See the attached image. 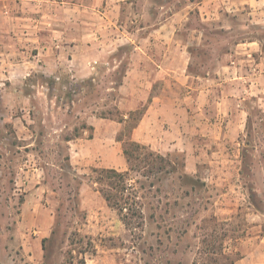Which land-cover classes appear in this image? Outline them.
<instances>
[{
	"label": "rangeland",
	"instance_id": "1",
	"mask_svg": "<svg viewBox=\"0 0 264 264\" xmlns=\"http://www.w3.org/2000/svg\"><path fill=\"white\" fill-rule=\"evenodd\" d=\"M122 4L119 20L129 26L93 34L106 52L99 45L54 51L98 60L88 75L35 71L9 80L11 92L0 90V264H264V21L246 9L208 19L205 0ZM5 16L0 3V28L21 20ZM166 20L167 42L159 43L153 29ZM247 37L260 43L237 46ZM145 53L170 56L182 74H136L142 84L132 105L142 104L129 112L118 86H135L139 79L123 75L130 58ZM145 68L155 75L157 65ZM149 80H156L150 94ZM213 84L211 100L203 89ZM161 91L178 104L167 103L165 131L154 135L171 144L148 147L174 159L177 172L133 173L144 216L133 230L99 192L94 169H127L124 142Z\"/></svg>",
	"mask_w": 264,
	"mask_h": 264
},
{
	"label": "crops",
	"instance_id": "2",
	"mask_svg": "<svg viewBox=\"0 0 264 264\" xmlns=\"http://www.w3.org/2000/svg\"><path fill=\"white\" fill-rule=\"evenodd\" d=\"M123 2L125 0H0L1 11L6 15V19L10 15L21 18L15 27L5 26L0 28L1 42H3V44H0V48H2L0 51V77L5 79V81L0 83L5 87H0V90L7 94L11 90L9 89V80L24 79L31 76L35 71H41L46 77H52L51 75L55 77L57 71L62 69L70 72L73 78L88 75L90 69L97 67L98 60L79 61L76 57H56L53 55L54 51L56 48L66 50L65 48L67 47H77L81 52H87L86 48L99 45L103 52H106L108 49L107 43L103 44V40L98 38L95 40L93 34L94 32L107 30L122 31V29L124 30L129 26L127 21L119 20V16L123 13ZM205 2L207 4L205 15L208 19H215L216 16L222 14L221 10L224 12L229 11L233 16H238L245 12L244 9H246L249 18H251L250 16L259 17L261 18L259 21H264V0H205ZM137 15V12L132 15L131 22L133 24L137 22ZM168 23L169 21L166 20L153 29V32L159 34V41L157 42H167L163 38L169 29ZM138 26L140 29H144L147 25ZM138 26H133V28L136 29ZM75 29L85 32L82 35L83 38L80 36L71 38L69 32ZM88 32H92V34ZM74 39L77 41L72 42ZM113 39L110 41L113 42ZM115 40L117 39L115 38ZM144 40L146 41L147 39ZM133 41L135 49H142L145 45V41ZM255 43L259 44V39L247 37L236 44L240 46ZM170 58V56L164 55L154 59L146 53L143 57L141 56V60H137L134 57L130 58L129 64L131 68L127 69L123 78H133L132 81L134 79L138 80L139 77L145 79L156 77L155 79H159L167 75L179 78L182 74V70L180 71L179 69H182V67L178 69V64L169 65L168 61ZM148 61L156 63L155 75L145 68V64ZM136 74L139 77L135 76ZM140 80L141 78L137 83L133 84L135 86H129L127 83L119 84V91L127 95L124 98L126 109L123 108V110L130 112L142 104L139 101V104L132 105L135 100V94L139 93L140 90L136 85L142 84ZM155 81L149 80L150 84L147 85L148 90L146 91L148 94H150ZM217 89L215 84H213V87H204L203 91L209 94L211 99V92ZM163 91L153 96L139 122L131 131L133 140L149 147L159 148L163 142L171 144L168 137H162L164 140L160 142L155 139L154 135L158 130L160 133L165 131L163 112L166 110L167 103L171 101L173 108H176L178 104L177 97H171L167 92L164 93ZM215 100L219 103V100L214 98ZM145 101L147 102V99ZM128 113H125V117L128 116ZM91 123L95 125L93 121ZM89 143L95 144L98 142H96V138H93L89 139ZM37 220L43 222V219Z\"/></svg>",
	"mask_w": 264,
	"mask_h": 264
},
{
	"label": "trees",
	"instance_id": "3",
	"mask_svg": "<svg viewBox=\"0 0 264 264\" xmlns=\"http://www.w3.org/2000/svg\"><path fill=\"white\" fill-rule=\"evenodd\" d=\"M120 121L122 122L123 119L121 118ZM123 152L128 163L127 169L96 168L94 171L97 175L96 182L99 184V192L109 206L119 211L120 218L126 227L134 230L143 226L144 216L140 203L142 202L141 194L137 186L141 180L133 178V173H140L144 177L156 173L168 176L176 173L177 168L174 159L132 138L124 142ZM179 178L182 176L179 175ZM141 187L143 189L146 187L143 181Z\"/></svg>",
	"mask_w": 264,
	"mask_h": 264
}]
</instances>
